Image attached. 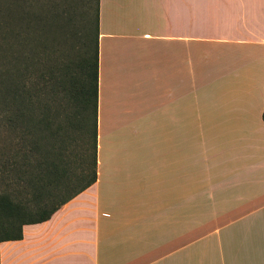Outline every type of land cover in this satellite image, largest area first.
Returning a JSON list of instances; mask_svg holds the SVG:
<instances>
[{
    "label": "crops",
    "instance_id": "0c3cea01",
    "mask_svg": "<svg viewBox=\"0 0 264 264\" xmlns=\"http://www.w3.org/2000/svg\"><path fill=\"white\" fill-rule=\"evenodd\" d=\"M96 179L0 264H264V0H96Z\"/></svg>",
    "mask_w": 264,
    "mask_h": 264
},
{
    "label": "rangeland",
    "instance_id": "374dc122",
    "mask_svg": "<svg viewBox=\"0 0 264 264\" xmlns=\"http://www.w3.org/2000/svg\"><path fill=\"white\" fill-rule=\"evenodd\" d=\"M13 1L0 0V85L20 80L31 123L24 124L26 118L10 122L13 110L5 103L9 96L0 93V191L6 189L1 175L8 174V157L29 146L33 136L36 146L29 163L50 162L59 154L67 170L66 177L56 181L68 185L50 198L48 209L74 189L82 160L90 165L92 111L89 107L80 115L69 98L68 79L76 71L74 66L92 54L96 0ZM45 78L47 83L42 85ZM42 104L49 119L45 128L36 125ZM43 197L47 198L45 192Z\"/></svg>",
    "mask_w": 264,
    "mask_h": 264
},
{
    "label": "trees",
    "instance_id": "16d2710c",
    "mask_svg": "<svg viewBox=\"0 0 264 264\" xmlns=\"http://www.w3.org/2000/svg\"><path fill=\"white\" fill-rule=\"evenodd\" d=\"M12 3H14L13 0ZM13 26H10V28L8 27L9 34L12 32ZM94 29V45L91 56L83 57L80 62L74 66L76 67V71L71 73L68 79V95L71 102L79 107L80 115L83 117L89 107L92 111L90 165L87 167L83 159L81 167H79L78 172L75 174L76 186L71 193L54 203L48 209H45L46 205L50 202V198L68 185L63 180L61 181L63 183L56 181L57 179L59 180L66 177L67 170L64 168L65 166L62 165L59 154H54V159L50 160V162L38 161L37 163H29L30 156L35 152L34 146H36V140L31 136L27 144L29 146L17 148L15 154L8 157L6 161L9 165L8 174L1 175L2 181L4 180L6 182V189L0 191V242L20 239L21 227L23 225L46 221L62 204L95 182L96 6ZM43 80L42 85L47 83L46 78ZM2 85H0V93L6 92L9 99L6 100L5 103L13 110L12 117H10L9 121L14 123L20 119L26 118L22 120L24 124L28 122L31 123L30 119L27 118L29 117L28 114L25 113V111L29 112L30 110L29 100L27 97L26 101H23L25 92H23L24 90L21 88L22 85L20 80H10L7 86L2 87ZM261 117L264 121V110ZM47 123H49L47 108L42 104L41 115L36 125L45 128L49 126ZM50 135L52 136V133ZM44 192L47 198L43 197Z\"/></svg>",
    "mask_w": 264,
    "mask_h": 264
}]
</instances>
